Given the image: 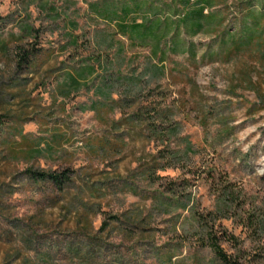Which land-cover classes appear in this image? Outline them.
Masks as SVG:
<instances>
[{
	"label": "rangeland",
	"instance_id": "374dc122",
	"mask_svg": "<svg viewBox=\"0 0 264 264\" xmlns=\"http://www.w3.org/2000/svg\"><path fill=\"white\" fill-rule=\"evenodd\" d=\"M193 9L0 0V264H264V0Z\"/></svg>",
	"mask_w": 264,
	"mask_h": 264
},
{
	"label": "trees",
	"instance_id": "16d2710c",
	"mask_svg": "<svg viewBox=\"0 0 264 264\" xmlns=\"http://www.w3.org/2000/svg\"><path fill=\"white\" fill-rule=\"evenodd\" d=\"M217 1L219 0H174V3H178L181 6L182 10L190 8L194 5V9L190 13L185 15V21L188 22L189 20H193L192 22H189L192 24L193 29L197 32L202 31L204 29L205 21L211 17L204 14L205 10L210 8L211 5H213ZM246 11V22L247 24L251 23L253 25L252 31L248 38L243 37L244 40L236 39V41H234L235 39H231L230 42L224 43L226 56L231 57L235 53H239L244 47L249 46L252 42H254V38L251 36L256 34L259 35L260 45L264 48V11H262L259 15L249 10ZM133 28L136 29L139 28V26H135ZM126 29L127 27H125V30ZM29 174L34 179H50L55 184H59L61 179V176H56L47 173H35L30 171ZM212 248L215 255L221 261L222 264H236L232 260V258L218 245V243H212Z\"/></svg>",
	"mask_w": 264,
	"mask_h": 264
}]
</instances>
